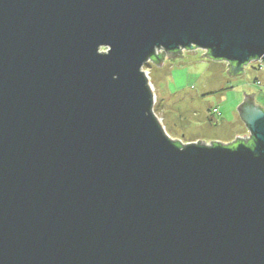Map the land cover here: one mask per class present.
Wrapping results in <instances>:
<instances>
[{
	"label": "water",
	"instance_id": "1",
	"mask_svg": "<svg viewBox=\"0 0 264 264\" xmlns=\"http://www.w3.org/2000/svg\"><path fill=\"white\" fill-rule=\"evenodd\" d=\"M196 49L264 62V0H0V264H264L255 94L228 145L154 113L144 66Z\"/></svg>",
	"mask_w": 264,
	"mask_h": 264
},
{
	"label": "rangeland",
	"instance_id": "2",
	"mask_svg": "<svg viewBox=\"0 0 264 264\" xmlns=\"http://www.w3.org/2000/svg\"><path fill=\"white\" fill-rule=\"evenodd\" d=\"M206 51H184L174 61L144 66L155 95L154 113L169 137L183 145L199 141L212 145L246 139L249 131L239 106L255 94L264 109V67L253 61L244 73L231 77L228 63L205 57Z\"/></svg>",
	"mask_w": 264,
	"mask_h": 264
},
{
	"label": "built area",
	"instance_id": "3",
	"mask_svg": "<svg viewBox=\"0 0 264 264\" xmlns=\"http://www.w3.org/2000/svg\"><path fill=\"white\" fill-rule=\"evenodd\" d=\"M260 64H261V66H260V68L262 67H264V62L262 61V60H260V61H258ZM248 138H250V136L248 137ZM248 138H246V139H248Z\"/></svg>",
	"mask_w": 264,
	"mask_h": 264
},
{
	"label": "trees",
	"instance_id": "4",
	"mask_svg": "<svg viewBox=\"0 0 264 264\" xmlns=\"http://www.w3.org/2000/svg\"><path fill=\"white\" fill-rule=\"evenodd\" d=\"M157 63H159V62H157Z\"/></svg>",
	"mask_w": 264,
	"mask_h": 264
},
{
	"label": "bare ground",
	"instance_id": "5",
	"mask_svg": "<svg viewBox=\"0 0 264 264\" xmlns=\"http://www.w3.org/2000/svg\"><path fill=\"white\" fill-rule=\"evenodd\" d=\"M260 61V60H259Z\"/></svg>",
	"mask_w": 264,
	"mask_h": 264
}]
</instances>
